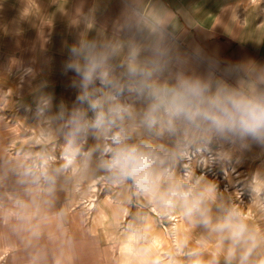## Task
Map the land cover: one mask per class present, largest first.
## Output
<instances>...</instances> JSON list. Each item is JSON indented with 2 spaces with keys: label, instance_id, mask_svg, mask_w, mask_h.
<instances>
[{
  "label": "clouds",
  "instance_id": "obj_1",
  "mask_svg": "<svg viewBox=\"0 0 264 264\" xmlns=\"http://www.w3.org/2000/svg\"><path fill=\"white\" fill-rule=\"evenodd\" d=\"M181 18L185 26L194 19L157 0H123L111 34L101 27L90 38L89 21L62 67L74 74V102L54 104V96L42 91L44 82L36 89L35 117L62 132L65 168L79 157L112 183L131 182L140 195L165 207L179 201L189 220L227 245L224 264H256L264 235L235 208L213 219L217 186L200 179L190 185L171 165L188 148L209 143L241 153L255 147L264 154V64L222 61L199 45L183 50Z\"/></svg>",
  "mask_w": 264,
  "mask_h": 264
},
{
  "label": "rangeland",
  "instance_id": "obj_2",
  "mask_svg": "<svg viewBox=\"0 0 264 264\" xmlns=\"http://www.w3.org/2000/svg\"><path fill=\"white\" fill-rule=\"evenodd\" d=\"M30 2L0 0V264H224L227 245L189 220L179 201L165 207L131 182L112 183L94 163L79 168V157L64 167L66 141L58 126L35 117L36 89L46 82L42 91L69 107L77 91H68L72 76L62 71L65 45L40 43L52 35L46 30L38 44L25 43L18 11ZM187 151L197 154L193 169L184 151L172 170L190 185L200 179L217 186L213 219L235 208L264 235V154L212 143ZM166 186L162 178L161 188ZM254 259L264 264V247Z\"/></svg>",
  "mask_w": 264,
  "mask_h": 264
},
{
  "label": "crops",
  "instance_id": "obj_3",
  "mask_svg": "<svg viewBox=\"0 0 264 264\" xmlns=\"http://www.w3.org/2000/svg\"><path fill=\"white\" fill-rule=\"evenodd\" d=\"M178 13H190L193 23L179 34L183 50L199 45L205 52L222 61L254 60L264 64V0H157ZM57 3V2H55ZM49 0H31L26 9L18 11L19 27L25 43L36 45L41 30L49 35L42 44L76 43L88 30L89 37L103 27L111 34L120 19L123 0H63L59 6ZM71 76L74 74L69 72ZM68 91H77L66 83ZM67 89H65L66 91Z\"/></svg>",
  "mask_w": 264,
  "mask_h": 264
},
{
  "label": "bare ground",
  "instance_id": "obj_4",
  "mask_svg": "<svg viewBox=\"0 0 264 264\" xmlns=\"http://www.w3.org/2000/svg\"><path fill=\"white\" fill-rule=\"evenodd\" d=\"M200 149V148H199ZM202 154V157L205 159L204 160V164H208V163H210L211 161H210V158L208 157V154L206 153V152H204V150L201 152ZM211 155V154H210ZM186 156H187V162H188V166H189V168L191 167L192 169H193V164H194V162H195V158L197 157V154L195 155H193V153H189L187 150H186ZM83 161V159L82 160H80L79 162H77V166H79V168H81V166L83 165V163L84 162H82ZM197 161H198V159H197ZM191 170V169H190ZM82 171H85V169L84 170H82ZM193 171V170H192ZM82 173V172H81ZM88 200V199H87ZM89 203V202H88ZM94 204V203H93ZM93 204H91V205H93ZM89 205V204H88Z\"/></svg>",
  "mask_w": 264,
  "mask_h": 264
}]
</instances>
